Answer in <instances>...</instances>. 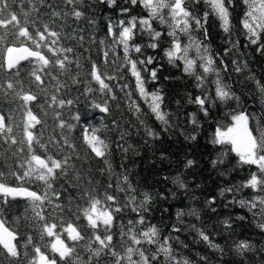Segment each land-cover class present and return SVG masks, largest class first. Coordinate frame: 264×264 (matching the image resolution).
<instances>
[{
	"label": "trees",
	"instance_id": "obj_1",
	"mask_svg": "<svg viewBox=\"0 0 264 264\" xmlns=\"http://www.w3.org/2000/svg\"><path fill=\"white\" fill-rule=\"evenodd\" d=\"M9 4L11 10L17 12L21 21L20 26H25L24 13H28L29 31L34 37L35 29L31 27V21L39 18L41 30L44 24H49L50 31L60 33L56 47L74 50L57 53L60 59L67 55L68 59L73 61L66 65L67 70L64 71L59 70L58 66L51 65L40 71V65L33 59L19 63L16 69L8 70L5 66L0 70V115L5 117L6 129L11 128L10 133L6 130L0 133V174H2L0 183L11 187H28L41 196L47 194L52 200V205L45 203L41 210L45 221H38L30 199L5 197L0 193V219L4 221L5 227L16 235L15 245L19 255L14 259L19 260L20 264H31L35 256V248L39 247L50 260L55 259L57 264H89L90 252L86 247L87 242L92 240L93 248L98 247V244L94 241L93 231L83 217V209L89 206L83 193L90 192L95 198L103 200L107 189V193L116 196L119 204L123 205L127 196L133 193L117 190L116 184L119 180L121 187L126 188L123 180L127 176L128 183L135 190L137 203L143 199L145 192L153 197L149 211L145 213L146 224L143 227L138 226V231L155 225L159 229V243L150 245L142 241L141 245L137 246L131 244L128 236L121 237L122 225L123 230L127 231L128 221L138 219L137 214L131 212L129 206L124 212L115 214L114 227L111 230L114 237V251L120 256L126 255L128 247H138L146 256L157 255L164 238L171 237L169 246L172 252L180 259H187L189 264H204L200 256L208 258L207 264H264V231L256 226L257 223L264 221L258 217L254 218L248 208H241L238 204L225 207L234 196L237 201L252 200L257 196L264 197V189L245 188L239 193L227 192L223 197L219 195L221 188L239 185L247 181L253 173H259L258 166L238 163L236 154L230 152V145L221 146L211 143L217 126L222 125L224 130L231 126L229 113L236 114L241 110L248 113L249 126L254 135L258 136L259 130L264 129V93L259 91L256 83L259 81L264 85V50L257 51L260 44H264V36L257 45H251L245 39L240 24L247 10L243 0H234V5L230 7L229 33L222 30L215 16H210L205 25L207 37L203 29H195L193 23L192 37L208 45L215 65L220 70L221 79L239 97V101L234 99L227 104L217 102L208 117L199 113L194 104L188 103L189 96L194 98L201 95V89L196 87L195 77L183 72L181 62L177 61L179 67H176L170 65L163 56L164 49L171 43V37L167 35L168 24H161L159 20L152 22L153 27L163 34L161 47L158 50L145 47L149 39L146 34L137 31L132 43L143 47V55L135 52L130 55L137 60L146 59L149 55L155 57V63L149 66V71L152 67L158 68V79L155 82L149 80L145 87L149 92L161 90L164 97L162 110L170 114L169 124L172 125L168 130H165V126L155 119L148 105L140 99L136 92L135 79L123 66V47L114 44L113 38L107 34L109 18L117 24L120 20L127 21L132 17L139 19L147 17L146 9L139 5H129V13L122 15L120 8L124 6L125 0H117L111 8L97 0H83L82 6L77 7H80L84 16L76 20L72 15L65 18L63 13L71 12L72 5L65 6L61 0H9ZM55 5L59 7H53ZM187 7L194 15L203 18L206 10L203 0H199L198 3L196 0H188ZM53 11L60 12L61 15L52 17L50 14ZM162 14L170 23L166 10H163ZM89 20L94 23L90 25ZM16 31L18 32V29ZM11 33V29L0 27V64L4 63L8 47L25 45L37 50L31 40L17 38ZM81 34L84 36L83 43L80 41ZM179 35L182 45L187 44L188 36ZM100 41L105 43L100 44ZM232 44L236 47L225 55V48H231ZM39 50L54 63L55 57L47 48L41 47ZM105 51L109 52L107 58L104 56ZM189 58H196L194 49L190 50ZM221 58L224 64L220 63ZM233 60L238 62L242 71H234L236 65H233ZM77 61L81 65L79 68ZM93 62L98 65L102 78L112 88V93L100 92L99 84L91 79ZM244 64H247L246 68H243ZM34 69L36 74L41 75L43 84L36 82L35 77L31 75ZM196 72L202 73L199 61ZM142 74L148 80V73ZM108 77L113 79L109 80ZM73 78L76 79V83L73 82ZM215 78L213 74L205 81V91L213 96L215 85L211 81ZM10 81L15 85L13 90H8L6 87ZM124 84H127L128 88L122 91ZM89 87L93 91L86 94V89ZM126 92L131 93L130 98L125 95ZM26 93L37 96V100L25 106L21 97ZM53 96L57 97L56 101H53ZM113 96L115 99L112 98ZM59 99L73 100V103L60 106ZM105 100L110 109L107 113L92 106L93 102L103 103ZM133 100L140 107L139 114L130 110L129 106ZM29 109L41 121V124L36 125L31 131L42 143L48 145V151H45L34 142L33 153L44 158L52 155L61 160L65 155L70 157L69 164L72 167L66 168L64 174L57 170L56 177L51 181L56 191L61 193L60 199L56 198L55 193L46 189L43 181H37L32 177L22 182L13 175V173L23 175L31 155L27 150L24 136L26 114ZM193 112L198 113L196 127L188 123V114ZM77 115L81 119H74ZM60 119L73 127L61 130L58 126ZM140 120L144 121L143 125ZM145 125L158 133V137H147L144 131ZM85 129H98L96 134L108 144L107 159L111 164V171L108 170L103 159L96 158L85 144L83 140ZM65 136L68 139L67 145L64 144ZM191 136H196V139H190ZM53 137L55 139L52 143L59 141L55 148L49 143L50 138ZM13 139L17 143L13 144ZM225 148L228 149L227 153ZM222 154H224L222 156L224 163L213 166V161ZM188 160H193L194 164L185 167ZM101 169H104L103 174ZM177 177L187 184L186 190L174 183ZM109 183L113 185L110 189ZM157 193H164L169 198L161 199ZM171 193H176L174 199ZM211 197H216L217 200L213 205L217 209L215 213L205 207V201ZM54 205H60V208L56 209ZM116 206L112 204L113 208ZM193 207L200 210V219L184 215L183 223H179L176 218L177 211L187 212ZM78 215L79 219H77ZM241 216L244 217L243 220L237 219ZM229 217L232 228L226 230L221 221ZM45 222L49 225L55 223L57 228L54 231L68 247L75 249L73 255L66 261H61L58 253L51 251L54 237H48L47 233L43 232ZM67 223H73L84 240L70 241L67 233L62 231ZM192 224L205 230L215 243L220 244L224 249L223 254L200 241L198 234L189 227ZM174 226L181 228V231H172ZM100 232H103L102 227ZM177 236L183 243L175 239ZM29 238H31L30 243ZM245 240L252 245V250L241 257L233 251V241ZM2 249L3 246L0 245V250ZM132 258L137 262L140 260L137 253H134ZM0 264H8V261L0 256ZM91 264H116V259L110 253L102 252ZM124 264H128V261L124 260ZM155 264H165L162 253L158 255Z\"/></svg>",
	"mask_w": 264,
	"mask_h": 264
},
{
	"label": "snow or ice",
	"instance_id": "obj_2",
	"mask_svg": "<svg viewBox=\"0 0 264 264\" xmlns=\"http://www.w3.org/2000/svg\"><path fill=\"white\" fill-rule=\"evenodd\" d=\"M61 2L67 6L72 5L71 12H64L63 15L67 18L69 15L75 17L76 20H80L84 13L81 11L78 5L83 4V0H61ZM97 2H102L107 4L110 8L117 3V0H97ZM198 3L199 0H196ZM203 3L206 5V10L204 12L203 18L197 17L191 11L188 10L187 4L188 0H125L124 6L120 8V13L128 14L131 6H142L147 10V17H132L130 20H120L119 23H114L111 18L107 22V34L113 38L114 44L120 45L123 47L124 53V65L127 68V71L130 73V76L135 79V88L136 92L139 94L141 100H143L150 109L152 115L155 119L159 121L162 125L165 126V130H168L172 127L169 124V113L162 110L164 97L161 94L160 89L149 92L145 85L150 81L155 82L158 79L157 72L158 68L152 67L149 71V66L155 63V57L149 55L146 59H133L130 53L135 52L137 54L143 55V47L140 44H134L132 41L137 34V31L141 34H146L149 43L145 46L152 50H158L161 47V40L163 39V34L160 31H157L153 27V20H159L161 24H168L169 31L167 33L168 37H171L170 46L164 49L163 56L167 59V62L170 65L179 67L177 61L183 64V72L189 76H194L196 80V87L201 89V95H197L194 98L189 96L188 103L194 104L198 109L199 113H202L204 117H208L210 111L213 107H216L217 102L222 104H227L231 100L239 101V97L235 95L230 90V87L223 82L220 75V70L216 67L213 56L210 54V50L207 44H203L199 40L192 37L191 32L193 30V23L195 29H203L205 37H207V28L205 27L210 16H215L219 22L220 27L225 33L230 32L231 19H230V7L234 5V0H203ZM243 3L246 5L247 10L244 13L243 18L240 21L242 29L244 30L245 39L251 45H257L260 43L262 36H264V0H243ZM53 7H59L55 5ZM164 9H168V18L162 14ZM7 13V15H5ZM52 17L61 15L60 12L53 11L50 14ZM26 17L24 24L25 26H20L21 21L18 18L16 11L11 10L9 0H0V27L4 29L12 30V35L17 36V38H26L31 40L32 43L36 46L37 50L33 51L28 47L21 46L8 47L7 56L3 64H0V70H2L5 65L8 70L16 69L20 61L28 60L29 58H34L35 62L40 65V71H44L48 66H58L59 70L64 71L67 64L73 63L67 57L64 56L63 59H60L57 56V53L60 52H73V48H62L56 47L59 42L60 33L57 31H50L49 24L43 25V30L40 29L39 25L41 23L40 19L37 18L31 21V27L35 29V37L29 31V20L27 19L28 13H24ZM203 21V22H202ZM94 21L89 20V24H93ZM18 29V32L16 31ZM118 29V35H117ZM184 34L188 36V43H181L180 35ZM38 37V39L36 38ZM55 38V39H51ZM49 39H51V44H49ZM80 41L83 43L84 36L80 35ZM100 44H104V41H100ZM41 47L47 48L48 52L52 53V56L55 57L54 63L50 58L46 57L42 51L39 49ZM236 47L235 44H232L231 48H225V55H228L232 49ZM195 50L196 58H189L190 50ZM264 50V44H260L257 48V51ZM114 52L115 49L113 48ZM109 55L108 51L104 52V56L107 58ZM197 61H199V67L202 69V73L198 74L196 72ZM220 63L224 64L223 59H220ZM233 65H236L234 71H242V67L238 64L236 60L232 61ZM81 65L77 61V67ZM247 64L243 65V68H246ZM225 70H227V65H225ZM142 73H148V80L145 79ZM215 75V79L211 81L215 85L214 96L211 95L208 91H205V81L210 75ZM35 77V81L43 84L41 75L36 74L34 69L32 74ZM91 79L99 84V91L107 93H112V88L109 87V84L105 82V79L102 78V75L99 71L98 65L93 62L90 71ZM109 80L113 77H108ZM252 79V77H249ZM73 82L76 83V79L73 78ZM257 83V88L261 93H264V85ZM8 90H13L15 88L14 83L11 81L6 85ZM128 88L127 84H124L121 88ZM92 88L86 89V94L92 92ZM129 98L131 97L130 92L125 93ZM115 99V97H112ZM21 99L24 102V105H28L29 102L36 101L37 96L32 94H24ZM53 101L57 100L56 96L52 97ZM59 105L64 106L65 104L71 105L73 100L59 99ZM94 108L99 109L101 112L107 113L110 111L108 102L105 100L103 103L93 102L92 105ZM130 110L134 113H140V107L133 100L130 104ZM231 116V126L227 127L226 130L223 129L222 125H219L215 129L214 137L211 140V143L214 145L227 146L230 145V152L235 153L238 157V163L246 165H257L259 173H253L251 177L239 184L234 185L228 188H221L219 195L223 197L227 192L239 193L245 188H251L253 190L264 189V129L259 130V135H254L253 130L249 126L250 116L245 111H238L236 114L229 113ZM139 118V117H138ZM74 119L79 120L81 117L79 115L75 116ZM116 123V121H113ZM140 123L143 125L144 121L140 120ZM188 123L193 127L198 125V113L193 112L188 114ZM41 124V121L34 115L29 109L26 114V122L24 125V136L27 141L28 152L31 154L30 159L27 160V169L23 171V175H15V178L20 181H25L27 178L34 177L37 181H43L46 189L55 193L56 198H61V193L57 192L53 187L52 180L56 177L57 170L61 174H64L66 168L72 167L69 164L70 157L65 155L63 160L56 159L52 155H48L46 158L41 155L33 153V143L39 145V147L45 151H48V145L42 143L39 137L33 134L31 129L35 128L36 125ZM61 130L64 128L71 129L73 125L65 123L63 119H60L58 125ZM11 132V128L5 127V117L0 115V133ZM98 129H85L83 140L87 147L90 149V152L94 154L96 158L103 159L105 165L108 166V170L111 171V164L107 159L108 144L105 143L103 139L98 136ZM144 131L147 137L157 138L158 133L153 131L147 125L144 126ZM187 138V137H186ZM55 138H50L49 143L52 144V147L55 148L59 141L52 143ZM64 144H68V139L65 136ZM123 139V137L121 138ZM190 139L195 140L196 136H191ZM12 143L15 144L17 141L12 140ZM23 143V141H21ZM72 147V145H69ZM127 151V149H124ZM228 149L225 148V153ZM224 154L218 156L216 160L213 161V166L217 164H223L224 159L222 158ZM194 164L193 160H188L185 167H190ZM23 167V164L21 165ZM104 169H101V174H103ZM2 175V174H0ZM167 179V178H166ZM123 183L126 185V188L121 187V183L118 180L116 188L122 192H132L127 196L126 202L121 205L118 202V199L114 195L107 193L105 189V194L103 200L95 198L90 192L85 191L83 195L87 198L89 206L83 209V217L87 220L88 226L92 229L94 234V241L98 244V247L93 248V241L89 240L87 242V250L90 252L89 255V264L93 261L94 258L100 257L101 253L108 254L110 253L112 257L116 259V264H124V260L128 261V264H155V261L158 258L160 253L163 254L165 259V264H189L187 259H180L176 254L172 252L171 247L169 246V240L171 237H165L164 242L160 244L157 255L146 256L144 251H141L138 247H128L126 249V255L120 256L116 251H114V237L111 234V230L114 227L115 214L124 212L126 209L131 206L130 210L133 213H136L138 219L129 220L127 231H121V237L128 236L133 245H141L142 241L148 244H157L159 243V229L155 225L148 226L143 231H138V226L143 227L146 224L145 213L149 211L150 203L153 199L152 195L145 192L143 193V199L138 203L136 202L135 190L132 188L131 184L128 183V177L125 176ZM174 183L178 184V187L181 189H187V184L177 177ZM111 183L108 184V188H112ZM0 193L5 197H26L32 201L33 209L35 211V218L38 221H45V216L42 214V209L45 206V203L52 205V200L47 194L41 196L36 191L29 190L28 187H11L5 183H0ZM157 195L164 200H167L169 197L164 193H157ZM176 193H171V197L174 199ZM216 197H211L205 201V207L210 209L212 213L217 212V209L213 207L216 204ZM7 203V200H5ZM112 204H116V207H112ZM230 204H238L241 208H248L252 213L254 218H259L264 221V197L257 196L252 200H239L233 197V200L225 204L227 208ZM56 209L60 208V205H54ZM40 209V210H38ZM188 215L190 217H196L200 219V210L197 208H191L187 212L184 210H178L176 213V218L179 223H183L182 217ZM79 215L77 219H79ZM237 219L243 220L244 217H237ZM231 217L221 221L226 230L232 228L230 223ZM262 231H264V222L257 223L256 225ZM101 227L103 232H100ZM194 230L199 237V240L207 244L211 249L221 252L223 254V247L215 243L210 236L206 233L205 230L198 228L195 224L189 226ZM57 228L55 223L49 225L44 223L43 232L47 233L48 237H54L51 243V251L53 253H58L61 261H66L67 258L71 257L75 252L74 248L68 247L64 240L61 239L60 235L54 231ZM63 232L67 233V238L70 241L77 242L84 240V237L81 235V232L78 231L77 227L73 223H67L66 227L62 229ZM172 231L180 232L181 228L174 226ZM16 239L14 232L9 231L5 227L4 221L0 219V245L3 246V249L0 250V256H3L8 264H20L17 258L19 253L17 251V246L12 243ZM179 241V237H175ZM31 238H29V243ZM187 247V245H184ZM233 251L238 255L243 257L247 252L252 250V245L245 241H233ZM137 253L140 257L139 262L133 260V254ZM199 255V254H197ZM200 260L207 264L208 258L206 256H200ZM31 264H57L55 259H49L39 247L35 248V256Z\"/></svg>",
	"mask_w": 264,
	"mask_h": 264
},
{
	"label": "water",
	"instance_id": "obj_3",
	"mask_svg": "<svg viewBox=\"0 0 264 264\" xmlns=\"http://www.w3.org/2000/svg\"><path fill=\"white\" fill-rule=\"evenodd\" d=\"M24 47H28V46H25V45H23ZM19 47H21V46H17L16 48H19ZM29 48V47H28ZM31 49V48H30ZM32 50V49H31ZM33 51H35V50H33ZM6 56H7V53L5 54V58H6ZM5 58H4V61H5ZM29 59H33V60H35L34 58H29ZM23 61H26V60H22V61H20V63L21 62H23ZM6 66V65H5ZM30 190V189H29ZM16 198H21V199H28V198H26V197H16ZM7 228V227H6ZM9 231H11V230H9ZM12 243L13 244H15V240L14 241H12Z\"/></svg>",
	"mask_w": 264,
	"mask_h": 264
},
{
	"label": "rangeland",
	"instance_id": "obj_4",
	"mask_svg": "<svg viewBox=\"0 0 264 264\" xmlns=\"http://www.w3.org/2000/svg\"><path fill=\"white\" fill-rule=\"evenodd\" d=\"M164 10H166V12L168 13V9H164Z\"/></svg>",
	"mask_w": 264,
	"mask_h": 264
}]
</instances>
